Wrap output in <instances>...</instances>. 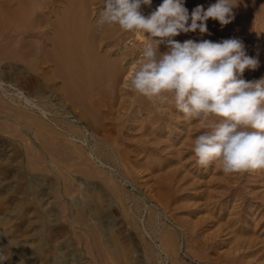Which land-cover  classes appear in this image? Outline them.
Instances as JSON below:
<instances>
[{"label": "bare ground", "instance_id": "bare-ground-1", "mask_svg": "<svg viewBox=\"0 0 264 264\" xmlns=\"http://www.w3.org/2000/svg\"><path fill=\"white\" fill-rule=\"evenodd\" d=\"M236 1L238 2V0H236ZM249 1L250 0L240 1L241 6L238 4V8L236 7V9H238L239 11L238 10L237 11L238 12L241 11V9H239L240 7L243 10V7L245 8L246 3ZM215 2H216V0H185V7L188 9L189 13L191 14L192 10L196 6L202 5L205 9H207L208 6H210L211 4H214ZM260 2H262V1H260ZM161 3H162V0H152L151 7L142 6L141 11L145 16H147L152 11H154L156 9V7L158 5H160ZM242 4L244 6H242ZM103 5H104V0H0V116L4 117L9 123L11 121H13L15 123V125L16 124L19 125V128L21 127L22 129H24L28 132L34 130L35 131L34 133H37V132L40 133L42 150L37 151L35 148H31L30 151H28V153H29L28 155H31L30 158L32 157L33 160H35L34 156H37V155H42V157L45 156L44 154L54 155V156L55 155L56 156L62 155L61 156V157H63V159L61 158L62 161H60V159H58L57 163H61L62 165L67 166V165H69L68 161L70 162L71 160H73L72 159L73 157H71L70 155H75V156L80 155V157H77L78 159H76V157H75V159L77 161L74 160L73 162H75V163L77 162V164L79 165L77 172H83L85 175V178L79 177L80 179L78 180V181H80V185L83 187L82 188L83 190L82 191L80 190L81 191V199L75 200L73 207H72V212L70 214H72L75 219H80V221L82 219L83 223L85 224L84 225L85 228L91 227V230L89 228L88 229H89L90 233H92V235L94 236L93 239H95L92 242V243H94L93 247H95V249H97L98 251H101V252L104 251V253L98 252L101 254V256H102V254L104 255L105 259L103 258V261L101 259L103 264H122L121 255L123 254V252H124L123 256L126 257V259L125 258L124 259L126 260V263H129V264H131V262H130L131 260L128 258V256L131 252L136 253L137 256L135 257V260L138 262V264H162L163 261L160 258L161 257L160 252L164 253L167 256V258L172 257L173 262H174V261L178 260V258L176 259L175 256L177 255L178 250L180 251V248L182 247L181 246L182 244L179 243V239H180L179 233L168 232V231L164 232V229L162 228L163 231H161L162 233L160 234V236L158 234L159 239H160V245H158V247H157V248H159V250L157 252L156 249L154 248V246L156 244L154 246H152L151 243L147 242L144 245V247H142L139 242H135L136 241L134 238L135 235L133 236L131 234H127L128 232L126 233L124 228H122L124 230V232L121 229L119 230V232L114 231L113 224H112L113 222L109 221V218L113 217L112 211L114 209H112V208H113V203H114V197L117 196L116 199H119L118 201L121 200L122 202L127 203V202L134 201L135 196H133L132 194L127 192L122 184L120 185V184L116 183L115 181H113L111 179V177L107 176L106 175L107 173L105 171H103L102 168H100V165L97 166L96 163H93L94 161H92L93 158L95 157L96 160L98 158V160L100 159V161L102 159L103 161L107 160V161H113L114 162V161H116L115 158H117L116 155L129 156V154L132 155V153L134 154V152L137 154L139 151L136 148H138L140 145H142V143H143L142 137H144V140H146L145 137H150V138H152V137L156 138L157 137V138L161 139V141L166 139V138L162 139L163 137H159L160 135H158L157 131H160V132L164 131L165 133H167L170 136L174 135L173 134V128H171V122L170 121H171V117H172V112H174L173 109H176L175 104L172 101L171 97H169L168 102L161 104L156 99L150 100V99H148V98H146V97H144L138 93H135L134 91L130 90V88L127 86V75L132 70L133 66L137 63V61L139 60L141 50L143 48L144 43L147 42L148 37L145 36L143 33H140V32L124 31L120 28V26L118 24H112V25L105 24L103 26H99L97 24V21L100 18V14L103 10ZM247 5H249V4L247 3ZM258 6H259V4H258ZM234 10L235 9H233V11ZM249 10L251 12L252 9H249ZM262 10L264 12L263 8H262ZM262 10L259 13V18L258 19L256 18L257 22H258V26L257 27L254 26V28H253V31H254L255 27H256L257 32H258L257 38L255 40L256 42L260 41L262 39V37L264 36V14H262ZM237 11H235L234 14H236ZM242 12H240V13H242ZM237 14L236 15L241 18V15H239V13H237ZM250 14H251V17H249V21L245 20L246 16L245 17L242 16L243 18H245L244 21L246 23H248L249 25L244 24L245 22L243 20H242L243 24H241V22L239 23L238 21H240V18L237 17L239 20L238 19H236V20H237L238 25L240 24V26H234V27H239L238 33H240L239 30L243 31L244 29H245V31H250L251 25H252V22H250V21L253 20L252 19L253 13L251 12ZM236 15H234V17ZM245 15H248L247 11H246ZM247 19H248V17H247ZM236 20L234 22L232 21L230 23L231 26H233L232 23L235 24ZM214 21L215 20L210 18L206 22L207 28H208L207 34H201L197 30L196 32L181 33L179 36L175 37L174 39L181 42V43L184 42L185 40H188V39H192V40L197 41V42H199L201 40H211L213 42H219L221 40L226 39V37L224 36V35H226V34H224L225 30L229 31V28H232V27L229 26L230 24L229 25L227 24L224 27L216 26L215 25L216 23ZM189 23H190V21H189ZM218 23L219 22L217 21V24ZM218 25H220V24H218ZM255 25H256V23H255ZM210 29H212V32H214L213 36L209 35ZM220 30H221V32H220ZM233 33L236 34L237 30H236V33H235V30ZM233 33H232V35H233ZM247 33H249L248 35L250 36L251 32H247ZM236 35L238 36V34H236ZM240 35L241 36H239V37L244 38V40H245V36L246 37L248 36V35H242V32L240 33ZM230 38H233V36L232 37L230 36ZM248 38L249 37L246 38L247 43L249 42ZM244 44H245V42H244ZM245 46H246V49H249V48H247L248 46L246 44H245ZM262 49L264 50L263 46H262ZM159 50H160V52H164L167 49H166L165 45L161 44ZM262 55H264V53ZM260 58L263 61L264 58L263 57H260ZM20 60L25 61V63L28 65V67H26V65L22 66L19 63ZM256 71H258V70H256ZM250 77H252V76H250ZM4 86L15 89L16 91L20 92L21 95H23V93H24L25 97H27V98H25L24 104H27V105L34 104L33 99H35L37 97L39 98V102H38L39 104H34V107L30 105V109H27L26 107H22L24 105H21V108H17V107L15 108V107H11L10 105H5L4 99H3V96H4L3 93H4V91H7L8 89L6 90V88ZM35 103H36V101H35ZM34 109H36L38 111V113H39L38 116L33 114L32 111ZM176 111H177V109H176ZM178 112H180V111H178ZM180 118H182V120H184L183 116ZM177 119H175V120H177ZM190 121H192V120H190ZM2 122H3L2 124H4V126H2L4 129L0 126L1 131H3V130L5 131V128L8 129L7 126L5 127L7 122L5 123L4 120ZM187 122H189V121H187ZM191 123H193V121ZM196 123L198 124V121ZM10 125L14 126V124H11V123H10ZM139 125L141 128L139 127ZM173 125H175V124H173ZM175 126H177V124ZM184 126H186V125H184ZM9 128L13 129V127H10V126H9ZM180 128H182V127H179V129ZM7 129L5 132L9 133L10 131L8 132ZM181 133H183V132L181 131ZM10 134H11V132H10ZM140 135H142V136H140ZM36 137H37V135H36ZM90 138H91V148H90V146L85 145V142L90 141ZM167 138H168V140H167L168 142L171 141V142L175 143L177 141V140L174 141L171 137H167ZM76 139H79L80 141H78ZM146 142H147V140L145 141V143ZM168 142H167V144H169ZM183 142L185 143V141H183ZM184 143H182V144H184ZM186 143H185V145H187ZM193 143L194 142H191V144H193ZM164 145H166V144H164ZM179 145H180V143H179ZM181 145L179 146L180 148H182ZM185 145H183V147ZM189 145L190 144H188V146ZM133 146H135V149L131 148ZM152 146H153V144H152ZM159 146H160V144H159ZM164 147H166V146H164ZM179 147L177 146L176 149H178ZM143 148H144V150L142 149L139 152L140 157H142V151L147 152V148L146 147H143ZM170 148H172V147H170ZM1 150H0V155H2V153H3V152L1 153ZM160 150H161V148L159 149V152H160ZM184 150H185V148H184ZM184 150H183V152H184ZM7 151H8V149H7ZM188 151H189V149H188ZM155 152H156V150H155ZM183 152H182V154H183ZM151 154H152V152H151ZM163 154H161V156ZM180 154H181V152H180ZM9 155H11V156H9L10 159L9 158H7V159L3 158L5 156L4 154H3V157L0 156V175L3 176L5 174H7L8 171L10 170V167L12 168L13 173H12V180L11 181L13 184L10 182L9 179H6V181H2V182L3 183L6 182L5 184L13 185L15 192L19 193L20 196L18 198H16L17 199V208L19 210H22V209L26 208L27 203H26V199H25L26 196L25 195L28 192V190H30L29 187L32 186L33 180H34L35 184H36V181H38L39 183L41 182L42 186L44 184H46V185H52L53 184L54 185V183L50 182V179L46 176H32L31 178H29V176H31V175H28L27 172L23 169L22 162L24 160L23 161L20 160V157L17 156L20 154H18V151L16 148H13L11 150V152H9ZM63 155H65V156H63ZM96 155H97V157H96ZM167 155H169V154H167ZM189 155L187 156L188 158H186V159H189ZM66 156H70V158H68ZM171 156H172V154H171ZM51 157H52L51 160H53L54 157L53 156H51ZM140 157L138 159H140ZM176 157L180 158V156H176ZM192 157H193V155H192ZM22 158H24V157H22ZM58 158H60V157H58ZM40 159L42 160L43 158H40ZM46 159H48V158H46ZM174 159H176V158H174ZM186 159H184V160H186ZM157 160H158V158H157ZM35 161H34V163L31 161L30 164L35 166L36 165ZM43 161H44V159H43ZM45 161L47 162V160H45ZM150 161H151V159H150ZM38 162L40 163V161H38ZM53 162H52V164H53ZM55 162H56V160H55ZM100 163L102 166L104 165V162L101 161ZM141 163H142V159H141ZM161 163L162 162H160L159 165ZM166 163H168V162H166ZM187 163H186V165H187ZM42 164H41V166H42ZM129 164L131 166V163H129ZM195 164H196V161H195ZM195 164L192 163V165H195ZM43 165H45V164H43ZM160 167H161V165H160ZM172 167H174V166H172ZM190 167L191 166H189V168ZM43 168H44V166H43ZM45 168H46V166H45ZM68 168H69V166H68ZM182 168H183V166H182ZM199 168H200V166H199ZM135 169H136V167H135ZM167 169L171 170L173 168L170 167ZM37 170H39V169L36 168V171ZM49 170H51V168ZM67 170H69V169H67ZM113 170H115V169H113ZM203 170H204V168H203ZM219 170H221V169H219ZM28 171H29V169H28ZM46 171L47 170L45 169V172ZM54 171H55V169H54ZM144 171H146V170H144ZM159 171H161V170H159ZM198 171L200 172V170H198ZM217 171L215 173H218ZM137 172H139V171H137ZM149 172H151V171H149ZM196 172H197V170H196ZM31 173H34V172H31ZM141 173L143 175L144 172H141ZM141 173H140V176H142ZM161 173L162 172H160V176L163 177V175ZM185 173H188V172L185 171ZM147 174H149V173L147 172ZM157 174H159V173H157ZM61 175H64V173ZM187 175H190V174H187ZM226 175H224V176L226 177ZM229 175L232 176L231 174H229ZM160 176L158 175V177H160ZM215 176L218 177L219 175H215ZM220 176H222V178H223V175L220 174ZM86 177H90L92 179L90 180ZM103 177L106 181L103 179ZM143 177H144V175H143ZM174 177H175V174H174ZM184 177H186V176L184 175ZM64 178L65 177H63V179ZM212 178H213V176L210 178L211 180L209 178L208 179L212 182L213 181L216 182V180H214V179L212 180ZM102 179L105 182H101ZM137 179H139V177ZM180 179H182V178L180 177ZM205 179L202 178L203 181ZM208 179H206L207 180L206 182H208V183H206L204 181L207 185L210 183V181H208ZM225 179L224 180L227 183L229 181V179L227 177ZM227 179H228V181H227ZM64 180H66V179H64ZM123 180H125V179H123ZM141 180H143V179H141ZM145 180H143V181H145ZM186 180H184V181L186 182ZM66 181H68V179ZM139 181H140V179H139ZM165 181H167L166 183L168 184L169 181L168 180H165ZM194 181H192V180H191V182L189 181L190 186L193 185V187H194V184H195ZM106 182H108V184H106ZM163 182H162V184H163ZM177 182H179V181H177ZM219 182H221V180H219ZM229 182H231V181H229ZM149 183H151V182H149ZM191 183H193V184L191 185ZM205 183L203 186H205ZM145 185L148 186L149 184L145 183ZM177 185H178V183H177ZM199 185H201V182ZM227 185H228V183H227ZM71 186H73V185H71ZM107 186L108 187L110 186V189ZM170 186L171 185H169V188H170ZM211 186H212V184H211ZM55 187L56 186H54L52 188L53 190L51 189L53 192H54ZM65 187H66V185H65ZM74 187H72V188H74ZM142 187H143V185H142ZM224 187L222 188L223 190H224ZM229 187H230V185H229ZM107 188L109 189L110 192L114 193V195H115L114 197L108 191ZM165 188H167V187L165 186ZM175 188H174V190H176ZM191 188H189V189H191ZM199 188H200V186H199ZM214 188H216V187H213V189ZM150 189H148V190H150ZM194 189L195 188H193V192H194ZM213 189L211 188V190H213ZM229 189L228 190L226 189L227 192L225 190L224 191L225 193L222 191V193H224L225 195H226V193L228 194ZM74 190H75V188H74ZM213 191L216 192L218 190L214 189ZM37 192H39V191H37ZM69 192L71 193L73 191L69 190ZM75 192H77V190ZM75 192H73V194ZM157 192L155 194H157ZM153 193H154V191H153ZM153 193H151V194L153 195ZM165 193H167V192H165ZM175 193H177V192H175ZM159 194H160V192H159ZM205 194L207 196V193H205ZM215 194L216 193H214V196H215ZM217 194L221 195V193H217ZM224 194H222L223 197H225ZM237 194H239V193H237ZM252 194H254V193H252ZM52 195H54V193ZM69 195H71V194H69ZM161 195H158V196H161ZM176 195H174V196H176ZM180 195H182V193ZM204 195L202 194L201 196L203 197ZM2 196H3V194H2ZM2 196H0V207H3V206L7 207L10 200L7 203L8 200L3 198L4 196L3 197ZM61 196H62V194L60 196H57V197H61ZM165 196L168 197L167 195H165ZM192 196H193V194H192ZM195 196H196V194H195ZM214 196H213V198H211L212 200L210 198L209 199L211 201H213V199H214V201L215 200L218 201L219 198H214ZM54 197H56V196H54ZM72 197L73 196H71V198ZM154 197L156 199V196H154ZM166 197H164V198H166ZM209 197H212V196H209ZM37 198L39 200L41 198H43V194H41V191L39 192ZM164 198L160 197L159 199L160 200L163 199L165 201L166 199H164ZM184 198H185V196H184ZM60 199L61 198H59V200ZM209 199H206V200H209ZM228 199H229V196H228ZM236 199L237 198H235V200ZM163 200L161 203H165L167 201L166 200L165 202H163ZM185 200H186V198H185ZM260 200H262V199L260 198ZM27 202L31 203L32 201H27ZM193 202H194V200H193ZM202 202H203V199H202ZM202 202H201V204H202ZM249 202H251V201H249ZM194 203H192V205H194ZM204 203L207 204L208 202H204ZM182 204L184 205V202ZM189 204L190 203H187L185 205H188L187 207H189L190 206ZM196 204H200V201H199V203L196 202ZM209 204L210 203H208V205ZM234 204H235V202L233 203V205ZM239 204L240 203H238V205ZM32 205H33V203H32ZM211 205H215V204H211ZM211 205H209V206H211ZM60 206H57L56 209H58V207H60ZM153 206H154V204H153ZM61 207H63V209H65L64 205H62ZM86 207L88 208V212H86V210H85ZM176 207H177V205H176ZM195 207H197V206H195ZM223 207H225V205H223ZM234 207H235V205H234ZM163 208H164V206H163ZM190 208H192V207H190ZM212 208H213V206H212ZM124 209H123V205H122V213H123ZM134 209H136V208H134ZM164 209H166V208H164ZM200 209H202V208H200ZM238 209H240V208H238ZM154 210H156V209H154ZM227 210L228 209H226L225 211H227ZM230 210L233 211V208ZM258 210H256V211L260 212ZM14 211H16V210H14ZM159 212L161 213V211H159ZM170 213H171V211H170ZM228 213H229V210H228ZM235 213H237V212H235ZM144 214H146V213H144ZM212 214L209 213V216L214 217L215 215L213 216ZM230 214H231V212H230ZM127 215L125 213V216H127ZM129 215H130V213H129ZM203 215L206 216L205 213L202 214V216ZM0 216H2V215H0ZM3 216H5V215H3ZM125 216H123V217H125ZM188 216H190V215H188ZM198 216L196 215V218H199L201 215L199 217ZM247 216H249V215H247ZM254 216H252L251 220L256 218ZM60 217H61V215H60ZM157 217H158V215L154 214L148 219V221H147L148 223L146 222L147 226L152 231H154L155 233L159 227ZM179 217H177V218H179ZM182 217H184V216H181V218ZM185 217H187V216H185ZM228 217H231L234 220V218L236 216L235 215L234 216L228 215ZM231 218L226 217V219H229V220ZM55 219L54 220L51 219V215H50L49 222H45V218H43L42 216L38 217V219H37V222L40 224L39 230H37L38 231V235H37L38 240H37V243L35 245H31L30 249L33 248L32 252H33V254H37V256L40 258L41 264H67L68 263L66 260L60 259L59 255H58L59 259H56V258H55V260L50 259V253L51 252L57 253V249H58L55 246V244H54V246H52L50 243V240H49V239H51V238H49V236H55L57 233V230L59 228V226H58L59 221L55 220ZM188 219L192 220L190 217ZM188 219H187L186 223H189ZM226 219L224 220V218H223L222 222L226 221ZM245 219L247 220V218H245ZM1 220H0V222H1ZM124 220H125V224H127L128 223L127 221L129 219L127 220V217H125ZM194 220L196 221V219H194ZM197 220L200 222L203 221L202 219H201L202 221L200 219H197ZM215 220H216V218H215ZM233 220H232V222H233ZM259 221H261V220H259ZM194 222H193V224H191L192 222L190 224H188L189 225V227L187 226L188 230L190 229V227L192 225H194ZM210 222H211V219H210ZM219 222H220V220H219ZM223 223H225V222H223ZM253 223H252V225H253ZM0 224H2V223H0ZM7 224H9V223H7ZM195 224L196 225L198 224L197 221ZM118 225H119V223H118ZM196 225H194V227L192 226L193 229L197 227ZM233 226H234V224H233ZM257 226H256V228H257ZM198 227H199V225H198ZM185 228H186V226H185ZM217 228L220 229L221 227H217ZM209 229H211V228H209ZM213 229H215V227ZM232 229H233V227H232ZM235 229H237V228H235ZM166 230H167V228H166ZM221 230H222V228H221ZM186 231H187V228H186ZM23 232H24V230H23ZM220 232H222V231H220ZM250 232H251V230H250ZM134 233H136V232H134ZM189 233H191V232H189ZM118 234L124 235V237L128 241L127 245L126 244L122 245V246L119 245L118 236H117ZM206 234L208 235V233H206ZM206 234H205V236H206ZM203 235H202V237H203ZM263 235H261V236H263ZM146 236H148V234ZM149 238L151 239V237H149ZM205 238H207V237H205ZM223 238H225V237H223ZM249 238H251V237H249ZM203 239L204 238H202V241L199 239V242L201 241L203 243ZM256 240H258V239H256ZM227 241H229V240H227ZM248 241H251V239ZM53 242H56V241H53ZM131 244H132V247H131ZM233 244L235 245V242ZM259 244H258V246H259ZM73 247H75V246L73 245ZM88 249L90 250L91 248L88 247ZM100 249H102V250H100ZM190 249H192V248H190ZM187 250H189V248ZM198 250H195V252L200 251V250L199 251ZM204 251H206V250H204ZM9 253H10L9 249L4 248V247H2V245H0V257H5L7 260ZM90 253H92L91 250H90ZM193 253H191V254H193ZM15 254H16L19 261H23V263L21 262L22 264H35L33 262V260H29V258L24 257L25 256L24 251L18 250ZM227 254H228V252H227ZM229 254H231V253H229ZM259 254H261V253H259ZM202 255H203V252L201 255H198L197 257L199 258ZM205 256L206 257L204 259L207 258V255H205ZM208 259H209V257H208ZM199 260L200 259H198V261ZM165 261H167V260L165 259ZM182 261H183V259H182ZM102 262H100V263H102ZM173 262L171 264H173ZM165 263L166 262H164V264ZM177 263H179V261H176V264ZM4 264H8V263L4 262Z\"/></svg>", "mask_w": 264, "mask_h": 264}, {"label": "rangeland", "instance_id": "rangeland-1", "mask_svg": "<svg viewBox=\"0 0 264 264\" xmlns=\"http://www.w3.org/2000/svg\"><path fill=\"white\" fill-rule=\"evenodd\" d=\"M236 1V0H235ZM242 1V0H240ZM240 1L238 0V2L236 1V3H238L240 6ZM262 1V2H260ZM250 0L249 2H247L249 5H247L246 3V6L245 8L243 7V10L242 8L240 7L239 9H241L240 12H238L239 10L236 9V7L238 8V4L237 6L234 8L235 10L233 11V13L235 11L236 14L239 13V15H241V18L239 16L236 15L233 19V22L240 18V21H238L239 23L241 22V24H243L242 20L244 21L245 17L246 16V19L245 20H248L249 21V17H251V12L253 13L252 15V19L250 22H252V25H251V29L250 31H245V29L243 31H240L239 32L241 33L242 32V35H248L249 33L247 32H251L250 33V36L248 35L247 37L248 38V43H247V37L245 36V40L244 38L242 37H239L241 36L240 33H238V28L239 27H234V26H240V24L238 25L237 23V20L234 23H232L233 26H231V24L229 25L230 27L232 28H229V31L225 30V33L226 35H224L226 37V39H229L230 36L233 38H239L241 40H243V43L245 42V44L248 46L247 48L249 49H246V46H245V49H246V53L249 55V56H252L254 58H258V61H259V66L256 70L258 71H254V70H246L245 73H244V79L245 80H248V81H251V80H258L260 79L261 77H264V59L262 61V59L260 57H263L264 58V55H262L264 52V50L262 49V46L264 47V36L262 37V39L258 42H256V38H257V29L256 27L258 26V22H257V19L259 18V13L260 11L262 10V8L264 9V0ZM253 2V3H252ZM244 3V2H243ZM256 4V5H255ZM259 4V6H258ZM263 4V5H262ZM242 6H244L242 4ZM248 6V7H247ZM261 6V7H260ZM247 8V9H246ZM249 9H252L251 12ZM261 9V10H260ZM247 11V14L248 15H245L246 11ZM245 11V12H244ZM250 12V13H249ZM244 13V14H243ZM243 14V15H242ZM255 14V15H254ZM262 14H264L263 10H262ZM250 15V16H249ZM243 16V17H242ZM258 16V17H257ZM238 17V18H237ZM248 17V19H247ZM243 18V19H242ZM257 18V19H256ZM239 20V19H238ZM247 21V22H248ZM254 21V22H253ZM215 25L216 26H221V25H218L217 24V21L215 20L214 21ZM245 22V21H244ZM256 23V25H255ZM244 24H248V23H244ZM249 25V24H248ZM255 27V30L253 31V28ZM250 27V26H249ZM220 28V27H219ZM236 28V29H235ZM249 29V28H248ZM235 30V33H236V30H237V33L238 36L236 34H234ZM227 31V32H226ZM221 32V30H220ZM254 32V33H253ZM233 33V35H232ZM230 34V35H229ZM255 34V35H254ZM210 36H213L214 35V32H212V29H210ZM229 35V36H228ZM244 37V36H243ZM244 44V45H245ZM254 51V52H253ZM262 51V52H261ZM260 55V56H259ZM262 61V62H261ZM19 63L22 65V66H25L28 67V65L25 63V61L23 60H20ZM262 64V65H261ZM252 76V77H250ZM6 88L7 91H4V96H3V99H4V104L5 105H10L11 107H17V108H21V105H24L22 107H26L27 109H30V105L34 107V104H39V98H35L33 99V103L34 104H30V105H27V104H24L25 103V94L23 93V95H21L20 92L16 91L15 89H12L10 87H7V86H4ZM11 94V95H10ZM8 95V96H7ZM19 99V100H18ZM12 102H11V101ZM18 100V101H17ZM36 103H35V101ZM22 102V103H21ZM15 103V104H14ZM26 105V106H25ZM174 112H172V117H171V128H173V134L172 136L168 135L167 133H165L164 131L160 132V131H157L158 132V135H160L159 137H163L161 141V139L159 138H150V137H145V139L147 140V142L145 143L146 140H144V137L143 138V143L142 145H140L138 148H136L139 152L144 148L143 147H146L147 148V152H143L142 151V157H140V154L139 152L136 154L134 152V154L132 153L129 154V156H124V155H116L117 158L116 161H107V160H102V162H104V165L102 166L101 165V161L100 159L96 160V158L94 157L92 161H94L93 163H96L97 166L100 165V168H102L103 171H105L106 175L111 177V179L113 181H115L116 183L118 184H122L123 187L126 189L127 192H129L130 194H132L133 196H135L134 198V201L132 202H122L121 200L118 201L119 199H116V197H114V193L113 192H110L109 189H110V186L107 188L108 191L112 194V196L114 197V203H113V208L114 209L112 212H113V217L109 218V221L113 222V229L114 231L116 232H119V230H123L122 228L125 229L126 233L127 234H131V235H135L134 238H135V242H139L141 244L142 247H144V245L149 242L152 244V246H154V248L156 249V251L158 252L159 248L158 245H160V239H159V236L160 234L162 233L161 231H163L164 229V232L168 231V232H174V233H179L180 234V239H179V243L182 244L181 248H180V251L178 250V253L177 255L175 256L176 259L178 258V260L176 261H179V263L177 264H264V169L262 170H256V171H246V172H241V173H230L232 176H230L229 174H225L222 170H219L221 169V165L220 163H218V161H213L212 163H210L207 167H201L199 168V165L196 163L195 164V161L197 160L196 156L194 155V152L192 151V148H193V144H191V142H194L193 140H195V138L201 134L202 132L204 131H207L208 129L202 127L201 123L199 120H192L193 123H191L192 121H185V120H182V117L183 116V119H184V115L183 113L181 112H178V110L176 111V109H173ZM33 114L35 115H39L38 111L36 109H34L33 111ZM178 112V113H177ZM176 113V114H175ZM177 116V117H176ZM178 118V119H177ZM218 117H211L212 120H219V118L217 119ZM5 121L6 125L5 127L7 126V128H5V131L6 129L8 130V132L10 131L9 133L5 132L4 130L1 131V127L4 126V124H2L3 120ZM177 119V120H175ZM181 119V120H180ZM181 123H180V122ZM198 121V124L196 123ZM174 122V123H173ZM185 124H184V123ZM11 124H14L13 125H10ZM8 122L4 117L0 116V150H1V153L3 157V154L5 155L3 158L7 159L11 156L9 155V152H11V150L13 148H16L17 151H18V154L20 155H17L18 157H20V160H24L22 162V167L23 169L27 172L28 175H31L29 176V178H31L32 176H46L50 179V182L54 183V185H46L44 184L43 186L41 185V182L39 183L38 181H36V184L34 183V180H33V183H32V186L29 187L30 190H28V192L26 193V208L25 209H22V210H19L17 208V199L20 195L18 192H15L14 190V186L13 185H10V184H5L6 182H2V181H6V179H9L10 182L12 183V168L10 167V170L8 171L7 174L1 176L0 175V196H2L3 194V198L7 199V207L6 206H3V207H0V220L2 224H0V245H2V247L4 248H7L10 250V253L8 254V257H7V260L5 262H7L8 264H22L23 261H19L17 256H16V252L19 250V251H24V257L25 258H29V260H33V262L35 264H41V261H40V258L37 256V254H33L32 249L31 248V245H35L37 243V238H38V231L39 230V227H40V224L37 222V219L38 217H43L45 218V222H49L50 220V215H51V219H55V220H58V230H57V233L55 236H49V239L50 240V243L52 246H55L58 248L57 249V253L55 252H51L50 253V259L51 260H55L56 259H62V260H66L68 263L67 264H103V258H104V255L98 252H101V251H98L97 249H95V247H93L94 243L93 239L94 236L92 235V233H90L89 229L91 230V227H88V228H85L84 227V223L81 219H75L74 216L72 214H70L72 212V207H73V204L75 202V200H80L81 199V191L83 190L82 186L80 185V181H78L80 178L79 177H84L85 178V175L83 172H77L78 170V167L79 165L77 164V162H73L74 160L78 159L77 157H80V155H70L71 157H73L70 162L68 161L69 165H62L61 163H57V160L60 159V161H62L63 157H61L62 155H46L44 154L45 158L42 157V155H37V156H34L35 157V160H33V158L30 156L31 155H28V151H30L31 148H35L37 151H40L42 150L41 148V136H40V133L37 132V133H34L35 131H26L24 129H22L21 127L19 128V125H15V123L13 121L11 122ZM177 124V126L173 125V124ZM2 124V125H1ZM9 124V125H8ZM182 125V126H181ZM186 125V126H184ZM10 127H13V129L9 128ZM174 126V127H173ZM140 127V125H139ZM179 127H182L179 129ZM3 128V127H2ZM141 128V127H140ZM4 129V128H3ZM10 129V130H9ZM21 129V130H20ZM201 129V130H200ZM12 130V131H11ZM18 130V131H17ZM200 130V131H199ZM21 131V132H20ZM181 131L183 133H181ZM199 131V132H198ZM202 131V132H201ZM4 132V133H3ZM15 132V133H14ZM156 132V133H157ZM187 133V134H186ZM190 135H189V134ZM16 134V135H15ZM39 134V135H38ZM141 134V133H140ZM164 134V135H163ZM18 135V136H17ZM37 135V137H36ZM168 135V136H167ZM179 135V136H178ZM195 135V136H194ZM40 136V137H39ZM142 136V135H140ZM30 137V138H29ZM167 137H171L174 141H176L175 143L174 142H168V138ZM194 137V138H193ZM26 139V140H25ZM39 139V140H38ZM5 140V141H4ZM78 141H80L79 139H76ZM159 140V141H158ZM180 140V141H179ZM4 141V142H3ZM30 141V142H29ZM153 141V142H152ZM157 141V142H156ZM161 141V142H160ZM179 141V142H178ZM185 141V143L187 145H185V143L183 142ZM190 141V142H189ZM149 142V143H148ZM167 142L169 144H167ZM189 142V143H188ZM4 143V144H3ZM179 143L181 145L182 148H180L179 146ZM12 144V145H11ZM150 144V145H149ZM153 144V146H152ZM160 144V146H159ZM166 144V145H164ZM173 144V145H172ZM188 144H190L188 146ZM6 145V146H5ZM28 145V146H27ZM85 145H88L90 146L91 148V138H90V141L88 142H85ZM146 145V146H145ZM176 145V146H175ZM183 145H185L183 147ZM192 145V146H191ZM17 146V147H16ZM33 146V147H32ZM159 146V147H158ZM166 146V147H164ZM177 146L179 147L178 149ZM191 146V147H190ZM153 147V148H152ZM163 147V148H162ZM172 147V148H170ZM175 147V148H174ZM10 148V149H9ZM131 148H134L135 149V146L131 147ZM140 148V149H139ZM155 148V149H154ZM161 148L160 152H159V149ZM166 148V149H165ZM185 148V150H184ZM187 148V149H186ZM8 149V151H7ZM168 149V150H167ZM189 149V151H188ZM4 150V151H3ZM156 150V152H155ZM171 150V151H170ZM184 150V152H183ZM164 151V152H163ZM168 151V152H167ZM170 151V152H169ZM181 154H180V152ZM152 152V154H151ZM175 152V153H174ZM183 152V154H182ZM189 152V153H188ZM164 153V154H163ZM179 155H178V154ZM8 156H7V155ZM139 154V155H138ZM158 156H157V155ZM161 154H163L161 156ZM169 154V155H167ZM172 154V156H171ZM190 154V155H189ZM193 157H192V155ZM134 155V156H133ZM153 155V156H152ZM180 156L179 157H176V156ZM189 155V159H186L188 158L187 156ZM33 156V155H32ZM53 156V160L52 157ZM65 156V155H63ZM70 156H66L68 158H70ZM175 156V157H174ZM24 157V158H22ZM60 157V158H58ZM76 157V159H75ZM97 157V155H96ZM140 157V159H138ZM154 157V158H153ZM163 157V158H162ZM173 157V158H172ZM191 157V158H190ZM195 157V158H194ZM40 158H43L41 160ZM48 158V159H46ZM62 158V159H61ZM122 158V159H121ZM158 158V160H157ZM176 158V159H174ZM193 158V159H192ZM141 159H142V163H141ZM151 159V161H150ZM182 161H181V160ZM186 159V160H184ZM192 159V160H191ZM195 159V160H194ZM47 160V162L45 161ZM56 160V162H55ZM118 160V161H117ZM145 160V161H144ZM155 160V161H154ZM180 160V161H179ZM194 160V161H193ZM33 162L34 161L36 162L35 166L30 164V162ZM40 161V163L38 162ZM54 161V162H53ZM77 161V160H76ZM136 161V162H135ZM139 161V162H138ZM28 164H27V163ZM53 162V164H52ZM73 162V163H72ZM162 162L160 165L159 163ZM168 162V163H166ZM182 162V163H181ZM188 162V163H187ZM45 165H43V164ZM50 163V164H49ZM75 163V164H74ZM119 163V164H118ZM131 163V166L130 164ZM152 163V164H151ZM164 163V164H163ZM172 163V164H171ZM187 163V165H186ZM195 164V165H192ZM39 164V165H38ZM42 164V166H41ZM53 166H52V165ZM77 164V165H76ZM107 164V165H106ZM123 164V165H122ZM141 164V165H140ZM219 164V165H218ZM48 165V166H47ZM109 165V166H108ZM157 165V166H156ZM176 165V166H175ZM44 166V168H43ZM46 166V168H45ZM52 166V167H51ZM69 166V168H68ZM173 168V169H167V168ZM174 166V167H172ZM178 166V167H177ZM183 166V168H182ZM185 166V167H184ZM189 166H191L189 168ZM219 166V167H218ZM32 167V168H31ZM39 169L36 171V168ZM66 167V168H65ZM109 167V168H108ZM136 167V169H135ZM153 167V168H152ZM177 167V168H176ZM215 167V168H214ZM48 168V169H47ZM51 168V170H49ZM155 168V169H154ZM189 168V169H188ZM204 168V170H203ZM218 173H215L216 171ZM29 169V171H28ZM45 169L47 170L46 173L45 172ZM55 169V171H54ZM69 169V170H67ZM76 169V170H75ZM109 169V170H108ZM115 169V170H113ZM135 169V170H134ZM154 169V170H153ZM186 169V170H185ZM41 170V171H40ZM43 170V171H42ZM61 170V171H60ZM111 170V171H110ZM132 170V171H131ZM146 170V171H144ZM161 170V171H159ZM187 171L188 173H185V171ZM197 170V172H196ZM200 170V172L198 171ZM206 170V171H205ZM53 173H52V172ZM59 171V172H58ZM74 171V172H73ZM139 171V172H137ZM151 171V172H149ZM158 171V172H157ZM194 171V172H193ZM202 171V172H201ZM204 171V172H203ZM31 172H34V173H31ZM141 172H144L143 175ZM147 172L149 174H147ZM160 172H162L161 174L163 175L160 176ZM184 172V173H183ZM193 172V173H192ZM208 172V173H207ZM64 175H61L63 174ZM81 173V174H80ZM83 173V174H82ZM111 173V174H110ZM140 173L142 176H140ZM146 173V174H145ZM159 173V174H157ZM199 173V174H198ZM202 173V174H201ZM213 175H212V174ZM78 176H77V175ZM110 174V175H109ZM139 174V175H138ZM154 174V175H153ZM169 174V175H168ZM174 174H175V177H174ZM187 174H190V175H187ZM194 174V175H193ZM211 174V175H210ZM219 175L218 177L215 176V175ZM223 175V178L225 177L224 175H226V177L229 179V182L228 179H227V183H226V177L223 179L222 176ZM84 175V176H83ZM158 175L160 177H158ZM184 175L186 177H184ZM196 175V176H195ZM198 175V176H197ZM229 175V176H228ZM122 176V177H121ZM167 178H166V177ZM171 176V177H170ZM177 176V177H176ZM190 178H189V177ZM213 176L212 180H216L215 181H210L211 177ZM63 177H65L64 179H68V181L64 180ZM139 177V179H137ZM180 177L182 179H180ZM192 177V178H191ZM194 177V178H193ZM55 178V179H54ZM88 179H92L90 177H86ZM119 178V179H118ZM146 180H145V179ZM158 178V179H157ZM162 178V179H161ZM165 180H168V184L166 183L167 181ZM203 179H208V181H210V185L208 186L206 183L207 180L205 179L204 182ZM220 178V179H219ZM225 181H223L222 179ZM235 178V179H234ZM104 179V177H103ZM101 180V182H105L104 180ZM121 179V180H120ZM125 179V180H123ZM145 181H143V180ZM148 179V180H147ZM179 181V182H177ZM179 179V180H178ZM187 179V180H186ZM200 179V180H199ZM74 180V181H73ZM129 180V181H128ZM151 180V181H150ZM181 180V181H180ZM186 180V182L184 181ZM194 181L195 184H194V187H193V183H191L192 186H190L189 184V181L191 182ZM218 180V181H217ZM219 180H221V182H219ZM261 180V181H260ZM67 183H66V182ZM164 181V182H163ZM183 181V182H182ZM223 181V182H222ZM2 182V183H1ZM130 182V183H129ZM151 182V183H149ZM157 182V183H156ZM163 182V184H162ZM199 182V183H198ZM201 182V185H199ZM124 183V184H123ZM127 183V184H126ZM145 183L149 184L148 186L145 185ZM156 183V184H155ZM173 185H172V184ZM178 183V185H177ZM184 183V184H183ZM205 183V186H203ZM217 185H216V184ZM225 183V184H224ZM234 185H233V184ZM13 184V183H12ZM66 187H65V185ZM78 184V185H77ZM106 184H108V182H106ZM162 184V185H161ZM166 184V185H165ZM212 184V186H211ZM219 184V185H218ZM73 185V186H71ZM143 185V187H142ZM154 185V186H153ZM157 185V186H156ZM169 185L170 188H169ZM187 185V186H186ZM224 187V190L222 189ZM230 185V187H229ZM8 186V187H7ZM56 186L54 188V192L52 191L53 187ZM75 186V187H74ZM154 188H153V187ZM165 186L167 188H165ZM179 186V187H178ZM200 186V188H199ZM218 186V187H217ZM6 187V188H5ZM74 187V188H72ZM77 187V188H76ZM176 187V188H175ZM192 187V188H191ZM205 189H204V188ZM213 187H216L214 189L218 190L216 192H214L213 190ZM230 189H229V188ZM11 188V189H10ZM57 188V189H56ZM146 188V189H145ZM151 188V189H150ZM153 188V189H152ZM158 190H157V189ZM160 188V189H159ZM174 188L176 190H174ZM181 188V189H180ZM185 188V189H184ZM191 188V189H189ZM193 188L194 189V192H193ZM203 188V189H202ZM211 188L213 190H211ZM232 188V189H231ZM9 189V190H8ZM52 189V190H51ZM64 189V190H63ZM150 189V190H148ZM156 191H155V190ZM178 189V190H177ZM228 190V194L226 193V195L224 194L225 190ZM239 189V190H238ZM6 190V191H5ZM70 191H73L75 192L77 190V192H75L73 194V192H69ZM81 190V191H80ZM163 190V191H162ZM167 190V191H166ZM182 190V191H181ZM191 190V191H190ZM208 190V191H207ZM210 190V191H209ZM226 190V192H227ZM3 191V192H2ZM12 193H11V192ZM37 191H41V194H43V198H41L40 200L37 198L38 197V194L39 192ZM69 193H68V192ZM112 191V190H111ZM150 191V192H149ZM154 191V193H153ZM158 191V192H157ZM170 191V192H169ZM180 191V192H179ZM187 191V192H186ZM189 191V192H188ZM206 191V192H205ZM221 191V192H220ZM222 191L224 193H222ZM252 191V192H251ZM255 191V192H254ZM8 192V193H7ZM10 192V193H9ZM157 192V194H155ZM160 192V194H159ZM167 192V193H165ZM177 192V193H175ZM196 192V193H195ZM199 192V193H198ZM207 193V196L205 193ZM263 192V193H262ZM35 193V194H34ZM54 193V195H52ZM153 193V195L151 194ZM175 193V194H174ZM182 193V195H180ZM214 193L215 196H214ZM217 193H221V195L217 194ZM239 193V194H237ZM249 193V194H248ZM254 193V194H252ZM62 194L61 197H57V196H60ZM71 194V195H69ZM162 194V195H161ZM177 194V195H176ZM193 194V196H192ZM196 194V196H195ZM204 195L203 197L201 195ZM209 194V195H208ZM211 194V195H210ZM213 194V195H212ZM222 194H224L225 197L222 196ZM263 196H262V195ZM18 195V196H17ZM33 195V196H32ZM158 195H161V196H158ZM165 195H167L168 197H166ZM176 195V196H174ZM229 196V199H228V196ZM56 196V197H54ZM71 196H73L71 198ZM156 196V199L155 197ZM178 196V197H177ZM186 200H185V198ZM209 196H212V197H209ZM219 198L218 201L213 199V201H211L212 199L211 198ZM32 197V198H31ZM68 197V198H67ZM153 197V198H152ZM164 198L166 199L165 201L163 199H159V198ZM172 197V198H171ZM191 197V198H190ZM237 198L235 200V198ZM49 198V199H48ZM59 198H61L59 200ZM71 198V199H70ZM76 198V199H75ZM168 198V199H167ZM211 200H210V199ZM227 198V199H226ZM260 198L262 200H260ZM30 199V200H29ZM141 199V200H140ZM192 199V200H191ZM198 199V200H197ZM202 199H203V202H202ZM206 199H209V200H206ZM245 199V200H244ZM254 199V200H253ZM64 200V201H63ZM163 200V202L165 203H161ZM185 200V201H184ZM191 200V201H190ZM194 200V202H193ZM226 200V201H225ZM256 200V201H255ZM259 200V201H258ZM27 201H32L31 203L30 202H27ZM63 201V202H62ZM157 201V202H156ZM200 201V204H196L199 203ZM212 203H211V202ZM228 201V202H227ZM240 201V202H239ZM245 201V202H244ZM248 201V202H247ZM251 201V202H249ZM263 201V202H262ZM174 202V203H173ZM184 202V205L182 203ZM190 203L189 207H187L188 205H185L187 203ZM202 202V204H201ZM204 202H208L210 203L209 205L211 204H215V205H211L209 206L208 203L205 204ZM216 202V203H215ZM223 202V203H222ZM226 204H225V203ZM235 202V207L233 205V203ZM240 203L238 205V203ZM33 203V205H32ZM57 203V204H56ZM63 203V204H62ZM71 203V204H70ZM121 203V204H120ZM177 203V204H176ZM192 203H194V205H192ZM204 203V204H203ZM229 203V204H228ZM244 203V204H243ZM251 203V204H250ZM256 203V204H255ZM13 204V205H12ZM54 204V205H53ZM116 204V205H115ZM119 204V205H118ZM138 204V205H137ZM152 204V205H151ZM154 204V206H153ZM162 204V205H161ZM172 204V205H171ZM196 204V205H195ZM243 204V205H242ZM62 206L64 205V208L63 207H58V209H56L57 206ZM122 205H123V213L125 212L127 216H125V213L123 214L122 213ZM148 205V206H147ZM177 205V207H176ZM184 207H183V206ZM199 205V206H198ZM223 205H225V207H223ZM34 206V207H33ZM166 208L164 209L163 208ZM182 206V207H181ZM197 206V207H195ZM201 206V207H200ZM205 206V207H204ZM213 206V208H212ZM228 206V207H227ZM240 206V207H239ZM244 206V207H243ZM255 206V207H254ZM12 209H11V208ZM53 207V208H52ZM129 207V208H128ZM192 207V208H190ZM209 207V208H208ZM223 207V208H222ZM254 207V208H253ZM36 208V209H35ZM60 208V209H59ZM131 208V209H130ZM136 208V209H134ZM178 208V209H177ZM187 208V209H186ZM195 210H194V209ZM202 208V209H200ZM220 208V209H219ZM233 208V211H231L230 209ZM240 208V209H238ZM29 209V210H28ZM70 209V210H69ZM85 209V208H84ZM118 209V210H117ZM156 209V210H154ZM159 209V210H158ZM161 209V210H160ZM169 209V210H168ZM176 209V210H175ZM185 209V210H184ZM209 209V210H208ZM226 209L229 210V213H228V210L225 211ZM235 209V210H234ZM249 209V210H248ZM260 211V212H257L256 210ZM8 210V211H7ZM13 210V211H12ZM16 210V211H14ZM34 210V211H33ZM66 210V211H65ZM86 212H88V208L86 207ZM146 210V211H145ZM175 210V211H174ZM200 210V211H199ZM219 210V211H218ZM242 210V211H241ZM252 210V211H251ZM7 213H6V212ZM57 211V212H56ZM62 211V212H61ZM70 211V212H69ZM161 211V213L159 212ZM171 211V213H170ZM185 211V212H184ZM212 211V212H211ZM217 211V212H216ZM60 212V213H59ZM132 212V213H131ZM202 212V213H201ZM206 216H202V214H204ZM208 212V213H207ZM224 212V213H223ZM231 212V214H230ZM237 212V213H235ZM242 212V213H241ZM246 212V213H245ZM257 214H256V213ZM4 213V214H3ZM15 213V214H14ZM130 213V215H129ZM146 213V214H144ZM196 213V214H195ZM209 213H213L212 216H209ZM215 213V214H214ZM236 216L234 218V220L231 218V217H228L229 216H234L233 214ZM7 214V215H6ZM9 214V215H8ZM74 214V213H73ZM123 214V215H122ZM154 214H157L158 217V223H159V227L158 229L156 230V233L154 231H152L148 226H147V221L148 219L154 215ZM249 216H247V215ZM5 215V216H3ZM61 215V217H60ZM190 215V216H188ZM196 215L199 217V218H196ZM208 215V216H207ZM238 215V216H237ZM255 215V216H254ZM127 217V224H125V217ZM165 218H164V217ZM180 216V217H179ZM181 216H187L188 218L190 217L192 220L188 219L187 217H182ZM225 216V217H224ZM252 216L256 217L255 219L251 220ZM3 217V218H2ZM15 217V218H14ZM58 217V218H57ZM115 217V218H114ZM142 217V218H141ZM179 217V218H177ZM210 217V218H209ZM221 217V218H220ZM227 218H231L230 220L229 219H226ZM262 217V218H261ZM13 218V219H12ZM69 218V219H68ZM90 218V217H89ZM135 218V219H134ZM207 218V219H206ZM216 218V220H215ZM226 219V221H223L225 223L222 222V220ZM247 218V220L245 219ZM261 220V221H259ZM261 218V219H260ZM64 219V220H63ZM75 219V220H74ZM91 219V218H90ZM118 219V220H117ZM160 219V220H159ZM187 219H188V222L189 223H186L187 222ZM196 219L197 221V225L195 224L196 221L194 220ZM197 219H202L200 221H198ZM210 219H211V222H210ZM5 220V221H4ZM68 220V221H67ZM92 220V219H91ZM169 220V221H168ZM182 220V221H181ZM185 220V221H184ZM220 220V222H219ZM229 220V221H228ZM233 220V222H232ZM256 220V221H255ZM263 220V221H262ZM62 221V222H61ZM143 221V222H142ZM195 221V222H194ZM215 221V222H214ZM254 223H253V222ZM61 222V223H60ZM122 222V223H121ZM141 222V223H140ZM147 222V223H146ZM192 222V223H191ZM194 222V225H196L198 227L197 228H194V225H192L190 227V231L188 230V227L189 225L188 224H193ZM218 222V223H217ZM233 224L231 225L230 223ZM258 222V223H257ZM9 223V224H7ZM119 223V225H118ZM220 223V224H219ZM229 223V224H228ZM237 223V224H236ZM253 223V225H252ZM7 224V225H6ZM122 224V225H121ZM142 224V225H141ZM177 224V225H176ZM186 224V225H185ZM260 226H259V225ZM4 225V226H3ZM39 225V226H38ZM116 225V226H115ZM144 225V226H143ZM166 225V226H165ZM187 228V231H186V228ZM219 225V226H218ZM227 227H226V226ZM231 225V226H230ZM258 225V226H257ZM32 226V227H31ZM123 226V227H122ZM142 226V227H141ZM178 226V227H177ZM188 226V227H187ZM242 226V227H241ZM246 226V227H245ZM257 226V228H256ZM30 227V228H29ZM83 227V228H82ZM121 227V228H120ZM182 227V228H181ZM207 227V228H206ZM215 227V229H213ZM217 227H221L220 229H218ZM233 227V229H232ZM13 228V229H12ZM139 228V229H138ZM148 228V229H147ZM163 228V229H162ZM167 228V230H166ZM211 228V229H209ZM217 228V229H216ZM237 228V229H235ZM21 229V230H20ZM27 229V230H26ZM88 229V230H87ZM116 229V230H115ZM131 229V230H130ZM162 229V230H161ZM174 229V230H173ZM192 229V230H191ZM201 229V230H200ZM257 229V230H256ZM24 230V232H23ZM32 230V231H31ZM134 230V231H133ZM209 230V231H208ZM211 230V231H210ZM240 230V231H239ZM251 230V232H250ZM263 230V231H262ZM2 231V232H1ZM34 231V232H33ZM132 231V232H131ZM185 231V232H184ZM205 231V232H204ZM219 231V232H218ZM222 231V232H220ZM228 231V232H227ZM238 231V232H237ZM244 231V232H243ZM22 232V233H21ZM74 232V233H73ZM124 232V230H123ZM136 232V233H134ZM159 232V233H158ZM191 232V233H189ZM200 232V233H199ZM210 232V233H209ZM218 232V233H217ZM261 232V233H260ZM28 233V234H27ZM91 235H90V234ZM148 236H146L147 234ZM202 233V234H201ZM208 233V235L205 234ZM24 236H23V235ZM30 234V235H29ZM36 234V235H35ZM145 234V235H144ZM159 234V236H158ZM204 234V235H203ZM225 234V235H224ZM232 234V235H231ZM237 234V235H236ZM243 234V235H242ZM263 236H261V235ZM203 235V237H202ZM224 235V236H223ZM93 236V237H92ZM118 236V243L120 246L122 245H127L128 241L127 239L124 237V235H117ZM191 238H190V237ZM196 236V237H195ZM211 236V237H210ZM48 237V236H47ZM46 237V238H47ZM151 237V239L149 238ZM202 241V238L203 239V243L200 241L199 242V239ZM207 237V238H205ZM225 237V238H223ZM229 237V238H228ZM251 237V238H249ZM262 237V238H261ZM220 238V239H219ZM233 238V239H232ZM248 238V239H247ZM153 239V240H152ZM226 241H225V240ZM231 239V240H230ZM242 239V240H241ZM251 241H248L250 240ZM258 239V240H256ZM27 240V241H26ZM139 240V241H138ZM223 240V241H222ZM229 240V241H227ZM233 240V241H232ZM242 242H241V241ZM247 240V241H246ZM256 240V241H255ZM260 240V241H259ZM4 241V242H3ZM53 241H56V242H53ZM89 241V242H88ZM240 241V242H239ZM75 242V243H74ZM126 242V243H125ZM195 242V243H194ZM206 242V243H205ZM235 242V245L233 243ZM261 242V243H260ZM89 243V244H88ZM222 243V244H221ZM261 245H260V244ZM76 244V245H75ZM195 244V245H194ZM226 244V245H225ZM231 244V245H230ZM233 244V245H232ZM259 244V246H258ZM11 245V246H10ZM73 245L75 247H73ZM90 245V246H89ZM71 246V247H70ZM221 246V247H220ZM34 247V246H33ZM65 247V248H64ZM88 247H90L92 253H90V250L88 249ZM131 247H132V244H131ZM202 247V248H201ZM223 247V248H222ZM226 247V248H225ZM189 248V250H187ZM192 248V249H190ZM201 248V249H200ZM209 248V249H208ZM223 250H222V249ZM143 249V248H142ZM198 250L199 252H195V250ZM206 251H204V250ZM227 249V250H226ZM236 249V250H235ZM245 249V250H244ZM102 250V249H100ZM144 250V249H143ZM225 250V251H224ZM238 250V251H237ZM89 251V252H88ZM230 251V252H229ZM104 253V251H102ZM101 252V253H102ZM190 252V253H189ZM194 252V253H193ZM201 252V253H200ZM203 252V255L201 257H197L198 255H201ZM207 252V253H206ZM228 252V254H227ZM239 252V253H238ZM32 253V254H31ZM133 253V254H132ZM193 253V254H191ZM198 253V254H197ZM205 253V254H204ZM218 253V254H217ZM220 253V254H219ZM231 253V254H229ZM243 253V254H242ZM261 253V254H259ZM92 254V255H91ZM124 254V252H123ZM123 254L121 255V262L122 264H129V263H126V257L123 256ZM181 254V255H180ZM195 254V255H194ZM254 254V255H253ZM57 257H56V256ZM58 255H59V258H58ZM91 255V256H90ZM207 255V258L204 259ZM55 256V257H54ZM136 253L134 252H131L128 256V258L131 260V264H138V262L135 260V257H136ZM160 258L161 260L163 261L162 264H164V262H166L165 264H171L173 262V259L172 257L170 258H167V256L164 254V253H161L160 252ZM180 256V257H179ZM182 256V257H181ZM97 257V258H96ZM102 257V258H101ZM197 257V258H196ZM209 257V259H208ZM247 257V258H246ZM255 257V258H254ZM54 258V259H53ZM123 258V259H122ZM125 258V259H124ZM187 258V259H186ZM196 258V259H195ZM213 258V259H212ZM234 258V259H233ZM258 258V259H257ZM102 259V261H101ZM105 259V258H104ZM165 259L167 261H165ZM171 261H170V260ZM183 259V261H182ZM198 259H200L198 261ZM255 259V260H254ZM107 260V259H106ZM11 261V262H10ZM102 263H100V262ZM176 261L173 262V264H176ZM191 261V262H190ZM240 261V262H239ZM22 262V263H21ZM205 262V263H204Z\"/></svg>", "mask_w": 264, "mask_h": 264}, {"label": "clouds", "instance_id": "clouds-1", "mask_svg": "<svg viewBox=\"0 0 264 264\" xmlns=\"http://www.w3.org/2000/svg\"><path fill=\"white\" fill-rule=\"evenodd\" d=\"M237 4L216 0L207 9L196 6L190 14L185 0H162L145 16L141 7H151L152 0H104L97 21L148 37L127 75V86L161 104L171 97L185 121L199 120L208 130L194 140L196 163L207 167L218 161L225 174L264 169V77L244 79L245 71L256 70L259 61L246 53L239 38L182 43L174 38L197 30L207 34L210 18L226 26ZM161 44L166 51L160 52ZM5 261L0 257V264Z\"/></svg>", "mask_w": 264, "mask_h": 264}]
</instances>
